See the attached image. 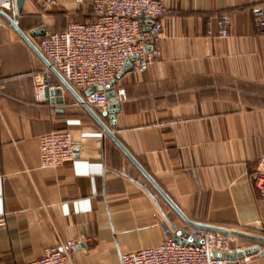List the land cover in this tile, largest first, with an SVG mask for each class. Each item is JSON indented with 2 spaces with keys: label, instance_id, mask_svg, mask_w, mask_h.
I'll return each instance as SVG.
<instances>
[{
  "label": "crops",
  "instance_id": "1",
  "mask_svg": "<svg viewBox=\"0 0 264 264\" xmlns=\"http://www.w3.org/2000/svg\"><path fill=\"white\" fill-rule=\"evenodd\" d=\"M10 1L40 52L48 32L94 17L93 0H25L21 13ZM158 1L169 9L161 58L117 81V124L104 120L189 219L261 235L264 199L252 174L264 154V32L253 9L264 0ZM222 14L232 19L226 37L217 34ZM42 27L45 34L30 35ZM46 60L0 15V263L25 264L75 240V264H122V253L161 244L172 226L185 230L71 91L63 88L62 104L38 96L34 75ZM50 85L62 86L53 72ZM63 128L76 142L75 159L41 167L40 137ZM233 264H264V254Z\"/></svg>",
  "mask_w": 264,
  "mask_h": 264
},
{
  "label": "built area",
  "instance_id": "2",
  "mask_svg": "<svg viewBox=\"0 0 264 264\" xmlns=\"http://www.w3.org/2000/svg\"><path fill=\"white\" fill-rule=\"evenodd\" d=\"M0 6L11 10L12 2L0 0ZM168 11L167 5L158 0H93V20L72 21L62 31L48 32L41 39L40 50L75 89L86 92L91 87L110 84L127 63L133 65V71L143 73L157 62L162 54L163 17ZM253 13L258 27L264 32V2L255 6ZM231 23L229 14L218 16L217 34L228 36ZM132 58L136 59L131 61ZM34 79L41 98L45 87H52L51 68L36 73ZM119 93L124 94V90ZM85 100L97 110L107 108L111 102L105 89L85 94ZM77 153L69 128L40 137L39 161L43 168H56L71 162ZM252 181L264 199V154L257 162ZM3 223L0 219V224ZM258 228L264 233L263 221L258 222ZM182 232L180 237L184 242L168 237L155 247L122 253L121 263L228 264L230 259L217 256L215 252L230 255L246 249L240 244V237L231 233L190 225ZM190 240L196 243H189ZM77 250V241H60L48 247L42 257L25 264H75Z\"/></svg>",
  "mask_w": 264,
  "mask_h": 264
},
{
  "label": "water",
  "instance_id": "3",
  "mask_svg": "<svg viewBox=\"0 0 264 264\" xmlns=\"http://www.w3.org/2000/svg\"><path fill=\"white\" fill-rule=\"evenodd\" d=\"M25 4V0H16L15 2V9L21 13L23 11ZM0 15L7 18L11 25L21 34V36L32 46V48L37 51L38 53L42 54L39 49L36 47V45L31 41V39L28 37V35L20 28L18 22L16 21L14 15L10 14V12L6 9L0 8ZM151 24V22H150ZM45 34V28L42 27L41 29L33 30L30 35L33 37H36L38 35ZM136 58H132L131 61H134ZM48 66L51 68L52 72L61 80L62 86L58 87H50L49 85L45 87L44 92L47 98H51L52 102L54 103H64V95H63V88H67L69 91H71L76 98L78 99L79 103L90 113V115L95 119V121L104 129V131L111 136L115 142L119 145V147L126 153V155L131 159V161L140 169V171L144 174V176L152 183V185L157 189V191L168 201V203L175 209V211L190 225L193 227L209 230V231H216V232H224V233H231L234 235H237L239 237L248 238L257 242L264 243V236L260 235H254L245 231H238L234 229H229L225 227H219L216 225H210L206 223H201L197 221H193L187 217V215L175 204V202L170 198V196L165 192V190L159 185V183L155 180V178L141 165V163L133 156V154L127 149V147L119 140V138L116 136L114 131L111 129V127L105 122V118H109L111 125L117 124V116L120 112L121 104L118 100L117 91L114 89L117 81L122 78L125 74L133 71V65L130 63H127L123 70L117 75V77L110 83L105 86L99 85L96 87H91L86 90V94H90L96 89L103 90L105 89L107 91V95L110 98V104L106 109L103 110H97L91 105H89L85 97L81 95L62 75L61 73L51 66L50 62L46 60ZM173 231L175 234H173L172 231H169V235L174 237L175 239H178L181 242H184V240L180 237L183 233L181 230H178L175 226H172ZM189 243L195 244V241H189ZM201 242L198 243L200 245ZM254 252H261L264 254V250L261 251L260 244H257L253 247H249L245 249L244 251H239L237 253H232L230 255L223 254L221 252H215L217 256H222L225 259H230L228 264H233L235 261L239 258L246 257L251 255Z\"/></svg>",
  "mask_w": 264,
  "mask_h": 264
},
{
  "label": "trees",
  "instance_id": "4",
  "mask_svg": "<svg viewBox=\"0 0 264 264\" xmlns=\"http://www.w3.org/2000/svg\"><path fill=\"white\" fill-rule=\"evenodd\" d=\"M93 16H94V12H93ZM94 18H95V16L93 17V19H94ZM93 19H92V20H93ZM260 234H261L262 236H264V233L261 232ZM261 235H260V236H261Z\"/></svg>",
  "mask_w": 264,
  "mask_h": 264
}]
</instances>
